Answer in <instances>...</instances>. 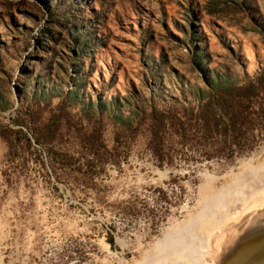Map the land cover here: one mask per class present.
<instances>
[{
  "label": "rangeland",
  "instance_id": "374dc122",
  "mask_svg": "<svg viewBox=\"0 0 264 264\" xmlns=\"http://www.w3.org/2000/svg\"><path fill=\"white\" fill-rule=\"evenodd\" d=\"M44 27L57 37L39 48ZM262 70L264 0H0V264L199 263L208 226L227 236L264 207V125L228 157L174 132L154 154L146 123L125 130L111 111L193 104L203 80ZM218 192L175 257L167 247Z\"/></svg>",
  "mask_w": 264,
  "mask_h": 264
},
{
  "label": "trees",
  "instance_id": "16d2710c",
  "mask_svg": "<svg viewBox=\"0 0 264 264\" xmlns=\"http://www.w3.org/2000/svg\"><path fill=\"white\" fill-rule=\"evenodd\" d=\"M66 22V19H61L56 24L65 28ZM56 34L53 29L42 28L37 38L39 48L53 43ZM263 72V70L260 72L258 80H203L202 86L194 90L193 104L188 101L157 108L150 99L145 107L132 108V120L129 116L125 120H120L112 111L111 116L120 122L125 130L132 131L138 124V120L135 119L141 118L146 123L148 135L146 144L154 154L158 153L164 134L174 132L182 140L187 135L215 140L216 148H213V153L216 156L228 157L234 149L238 152L242 143L245 141L249 143L248 139H252L253 126L264 125V80H260ZM83 81L77 80L74 88L62 96L58 105L65 101L70 103L78 98L75 90ZM115 100L116 96H112L103 103L99 101L98 106L105 108L108 105H115ZM108 116L111 117L110 114ZM24 141L28 144L27 138ZM7 143L8 148L13 146L12 142Z\"/></svg>",
  "mask_w": 264,
  "mask_h": 264
},
{
  "label": "bare ground",
  "instance_id": "6f19581e",
  "mask_svg": "<svg viewBox=\"0 0 264 264\" xmlns=\"http://www.w3.org/2000/svg\"><path fill=\"white\" fill-rule=\"evenodd\" d=\"M260 169H262V168H259L258 170H260ZM257 170V171H258ZM252 173H250L251 175V178L252 177H255V171H251ZM249 175V174H248ZM258 175V174H257ZM262 177V176H261ZM260 177V178H261ZM239 178V177H238ZM247 178V177H246ZM263 178H264V175H263ZM240 180V179H239ZM236 181V180H235ZM260 181H262V180H260L259 178H253L252 180H251V182H252V184H254V183H257V182H260ZM237 183V182H236ZM258 184V183H257ZM234 185V184H233ZM264 185V184H263ZM233 187V186H232ZM252 186L251 185H249L248 187H247V190H249L250 188H251ZM226 189V188H225ZM228 190H230V188L228 189ZM222 191H224V189L222 190ZM221 193H223V192H221ZM229 193H230V191H229ZM218 194H220L219 192L212 198V199H210V200H208L204 205H203V207H202V210H201V213H200V216L202 215H204L201 219H199V220H194L193 222H191V224H189V225H187V228L185 229V230H181L182 231V233H181V237H182V239L178 242V243H176V245H175V247H177V248H174V247H167L168 249H170V253H174L175 252V257L177 256V257H180V256H183L184 257V255H187V252H185V249L184 248H186L185 246H186V244H187V247L189 246V244H191V243H197V240H196V238H195V235H194V231H195V229L209 216V215H211L212 214V212H213V208L212 207H215V203L214 202H216L217 201V198H218ZM226 197V196H225ZM260 197H262L261 195H258V194H256V195H251V197L249 198V199H251V200H253V201H257V200H259L260 199ZM221 198V197H220ZM249 201V200H248ZM219 203V202H218ZM244 214V213H243ZM199 216V217H200ZM262 226H264V222L262 223ZM216 227V229H218L217 227L218 226H213V225H210V226H208V228H207V235H208V239L209 240H211L212 239V237H213V233H214V230H213V228H215ZM244 228L242 229V231L240 232V234H241V236L239 237V238H242V239H236V235H232V238L230 239V243H232L231 244V248H230V246L228 245L226 248H227V251H230L229 253H231V255L233 254V252H234V250H237V251H239L243 246H246V245H248V244H250V243H254V239H255V236H256V234H255V232H257V229L255 228V227H253L252 225H250V223H245L244 224V226H243ZM264 231V230H263ZM178 237L179 236H176V235H174V236H172V239H171V241H170V243H173L174 241L175 242H177L178 241ZM210 242V241H209ZM229 243V244H230ZM233 245V246H232ZM171 246V245H170ZM193 246V248H194V246L195 245H192ZM209 246V245H208ZM235 248V249H234ZM202 249H203V252L200 254V261H199V263L196 261V262H194V264H207L205 261H206V259L204 258L205 257V255H208V257L209 256H211V254H212V246H210V249L207 247V249L205 250V247H203L202 246ZM191 250V249H190ZM194 249H192V252H194L193 251ZM189 253V252H188ZM261 256H264V255H261ZM221 257V256H220ZM218 258H219V256H218ZM258 258H259V260H261V258H262V261L260 262V264H262V263H264V257H261L260 258V256H258ZM193 261H194V259H193ZM218 263V261H216V264ZM211 264H213V263H211Z\"/></svg>",
  "mask_w": 264,
  "mask_h": 264
},
{
  "label": "water",
  "instance_id": "95a60500",
  "mask_svg": "<svg viewBox=\"0 0 264 264\" xmlns=\"http://www.w3.org/2000/svg\"><path fill=\"white\" fill-rule=\"evenodd\" d=\"M263 222L264 207L261 210L252 212L238 226L233 228V230L230 231L227 236L223 237L221 234L214 232V235L210 240V242L214 241L213 238L217 236V239L214 241V245L212 247V249H214L211 257L212 263L216 264V261H218L217 264H260V262L262 261L261 257H264L261 256L264 255V226H262ZM245 223H250V225L257 229V232H255L256 236L254 239V243L243 246L239 251L234 250L233 254L231 255V253H229L230 251H227L226 247L229 245L231 248L232 243H230V239L232 238L233 234L236 235V239H242L239 237L241 236L240 232L244 228L243 226ZM258 256H260L261 260H259Z\"/></svg>",
  "mask_w": 264,
  "mask_h": 264
}]
</instances>
